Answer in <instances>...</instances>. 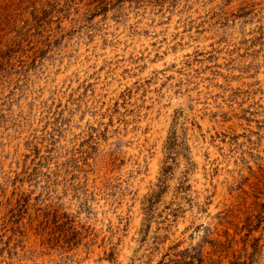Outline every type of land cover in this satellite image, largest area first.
Masks as SVG:
<instances>
[{
	"label": "rangeland",
	"instance_id": "1",
	"mask_svg": "<svg viewBox=\"0 0 264 264\" xmlns=\"http://www.w3.org/2000/svg\"><path fill=\"white\" fill-rule=\"evenodd\" d=\"M0 264H264V0H0Z\"/></svg>",
	"mask_w": 264,
	"mask_h": 264
}]
</instances>
